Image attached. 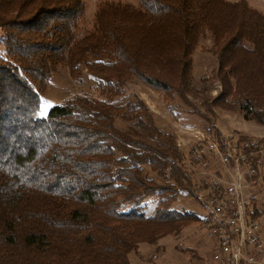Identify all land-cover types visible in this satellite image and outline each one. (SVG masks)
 Listing matches in <instances>:
<instances>
[{"label":"trees","instance_id":"16d2710c","mask_svg":"<svg viewBox=\"0 0 264 264\" xmlns=\"http://www.w3.org/2000/svg\"><path fill=\"white\" fill-rule=\"evenodd\" d=\"M86 10L84 0H0V264H132L142 243L201 221L174 206L196 185L176 134L139 94L117 100L138 80L176 118L188 108L210 121L191 98L207 33L221 90L205 96L206 112L264 120V12L247 0H103L79 37ZM61 66L91 76L101 97L41 115ZM207 131L222 135L212 123Z\"/></svg>","mask_w":264,"mask_h":264},{"label":"rangeland","instance_id":"374dc122","mask_svg":"<svg viewBox=\"0 0 264 264\" xmlns=\"http://www.w3.org/2000/svg\"><path fill=\"white\" fill-rule=\"evenodd\" d=\"M87 5L86 17L83 20L79 37L90 30L93 25V17L97 4L103 0H84ZM129 3H136L137 0H114ZM237 1V0H230ZM255 9L264 12V0H247ZM1 38V31H0ZM213 39L209 33L203 37L195 51L193 85L195 93L191 98L198 108L206 113L210 118H205L179 108L177 118L167 106V101L163 93L144 85L141 81L135 80L131 88L124 97L118 98V103L126 101L131 93L139 94L153 111L157 123L166 130L176 134V138L185 141L187 145L191 144L193 136L186 134L183 130L186 127L200 128L207 131L210 123L216 125L217 129L223 131V134L247 135L248 133L261 135L264 134V120L258 121L254 113L241 111L240 109L228 110L219 106L213 108L214 112H206L203 100L205 96L215 97L221 90V84L216 77L217 61L215 55L211 52ZM4 52L0 42V54ZM75 96H90L100 98L96 81L89 75H85L82 81L73 79L69 70L61 66L54 73L49 81L45 95H42L40 114L46 115L50 108L57 104H62L68 98ZM186 109V108H185ZM184 131V132H183ZM208 132V131H207ZM250 134V135H251ZM249 135V134H248ZM185 152L186 149H183ZM196 184V185H195ZM194 194L188 190L180 193L174 203L175 208L183 210L190 209L198 214L201 213L199 204V194H205L203 182L197 176L194 177ZM147 213L152 214L155 211L157 200L147 201ZM264 224V218L262 220ZM201 224L193 223L186 227L178 235H168L161 238L156 245L145 244L136 253L137 262L134 261L135 253L130 254L132 264H216L212 253L215 250V241L208 236L205 230H201ZM182 244V246H180ZM157 255L155 259L153 256ZM133 260V261H132Z\"/></svg>","mask_w":264,"mask_h":264},{"label":"built area","instance_id":"2783aa9c","mask_svg":"<svg viewBox=\"0 0 264 264\" xmlns=\"http://www.w3.org/2000/svg\"><path fill=\"white\" fill-rule=\"evenodd\" d=\"M183 130L193 139L189 145L177 139V145L186 149L187 164L206 191L197 196L200 231L215 241L213 260L264 264V134L240 138L193 127Z\"/></svg>","mask_w":264,"mask_h":264},{"label":"crops","instance_id":"0c3cea01","mask_svg":"<svg viewBox=\"0 0 264 264\" xmlns=\"http://www.w3.org/2000/svg\"><path fill=\"white\" fill-rule=\"evenodd\" d=\"M216 126V125H215ZM217 127V126H216ZM220 130V129H219ZM221 131V130H220ZM243 131H245V133H247V135L249 134H251V133H248V131H246V130H243ZM222 133H224L223 131H221ZM226 134V133H225ZM143 245H145V244H141L140 245V247H139V253H140V249H141V247L143 246ZM138 255H141V253L140 254H138ZM136 253H135V258H134V261L135 262H137V256H138ZM133 261V260H132Z\"/></svg>","mask_w":264,"mask_h":264}]
</instances>
